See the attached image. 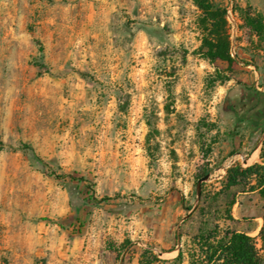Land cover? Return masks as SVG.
Wrapping results in <instances>:
<instances>
[{"label":"rangeland","instance_id":"1","mask_svg":"<svg viewBox=\"0 0 264 264\" xmlns=\"http://www.w3.org/2000/svg\"><path fill=\"white\" fill-rule=\"evenodd\" d=\"M254 3L234 0L241 60L217 73L196 0H0V264H191L216 225L264 257V201L225 188L263 160Z\"/></svg>","mask_w":264,"mask_h":264},{"label":"trees","instance_id":"2","mask_svg":"<svg viewBox=\"0 0 264 264\" xmlns=\"http://www.w3.org/2000/svg\"><path fill=\"white\" fill-rule=\"evenodd\" d=\"M196 3L203 11L201 22L206 30L203 44L199 50L200 55L215 66L217 73L221 72L216 66L218 60L227 61L231 70L233 64L241 59L237 54L231 53L232 41L227 19L228 8L216 7L211 0H196ZM232 4L235 11L234 0H232ZM244 20L259 37H264V20L260 13H252L251 10H247ZM229 79H231L229 75L221 77L222 82ZM261 157L263 160L260 163L256 162L246 167L235 164L229 167L225 188L246 184L250 190H257L264 201V147ZM38 159L41 160L39 157ZM54 174L57 177L65 176ZM110 198V196H103L97 200L106 201ZM261 234H264V225ZM189 256L191 264H264V257L257 246L255 237L245 231L230 228L222 230L218 225L207 232L200 231L193 236ZM184 257V250L181 248L176 259L181 261ZM147 264H152V260H149Z\"/></svg>","mask_w":264,"mask_h":264},{"label":"built area","instance_id":"3","mask_svg":"<svg viewBox=\"0 0 264 264\" xmlns=\"http://www.w3.org/2000/svg\"><path fill=\"white\" fill-rule=\"evenodd\" d=\"M232 13H233V4L231 3V8L228 7V15H227V17H229V14L232 15Z\"/></svg>","mask_w":264,"mask_h":264},{"label":"crops","instance_id":"4","mask_svg":"<svg viewBox=\"0 0 264 264\" xmlns=\"http://www.w3.org/2000/svg\"><path fill=\"white\" fill-rule=\"evenodd\" d=\"M248 1H250L252 4H255L254 2H255V0H248ZM230 3H232V0H230ZM236 63V62H235ZM235 63H234V65L232 66V67H234L235 68ZM254 192H258L257 190H253Z\"/></svg>","mask_w":264,"mask_h":264}]
</instances>
